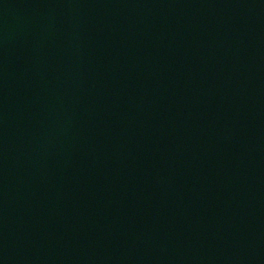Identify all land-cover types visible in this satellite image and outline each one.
I'll return each instance as SVG.
<instances>
[{"label":"water","instance_id":"1","mask_svg":"<svg viewBox=\"0 0 264 264\" xmlns=\"http://www.w3.org/2000/svg\"><path fill=\"white\" fill-rule=\"evenodd\" d=\"M0 264H264V0H0Z\"/></svg>","mask_w":264,"mask_h":264}]
</instances>
